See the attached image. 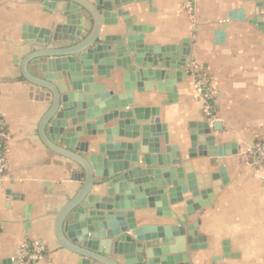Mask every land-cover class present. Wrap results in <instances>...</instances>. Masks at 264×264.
<instances>
[{"label": "crops", "instance_id": "crops-1", "mask_svg": "<svg viewBox=\"0 0 264 264\" xmlns=\"http://www.w3.org/2000/svg\"><path fill=\"white\" fill-rule=\"evenodd\" d=\"M108 1L113 5L109 14L115 18L101 25V37L123 36L124 21L129 20L131 26L143 25L151 30L142 33L144 46L169 48L168 56H184L185 48L190 51L184 56L186 67L179 70L187 76L176 83L172 102L165 104L167 94L159 93L156 86L143 92L136 88L130 91L137 106L159 108L169 146L179 149L181 160L174 166V185L167 187L171 212L179 218L185 214L187 200L199 197L200 191L211 192V200L203 206L199 203L200 209L186 221L187 225L197 222V234L206 246L198 251L187 248L189 263L211 264L213 257H223V244L227 243L233 258H221L214 264H264V171L256 170L247 156V150L255 144H264V31L251 24L255 17L264 22V2L194 0L197 11L191 16L183 7L184 0H134L120 6H115L116 0ZM54 5L51 8L52 3L43 0H0V116L7 132V171L0 182V264H25L17 258V252L31 241L41 242L46 253L29 264H83L79 256L60 246L55 234L56 216L78 192L82 173L76 164L42 143L39 124L49 107V97L22 76L25 56L39 48L36 41L40 31L52 34L58 28L56 34L78 40L76 27L64 25L59 18L65 3ZM89 27L85 25L86 30ZM59 43L69 44L64 39ZM116 67L108 80L94 71L93 86L125 93L121 75L126 71ZM27 70L42 77L33 63ZM175 72L170 70L172 75ZM198 82L212 93L208 102L212 118L205 114V101L196 93ZM205 121L219 124L220 130L210 135L217 155L189 158V124ZM115 124L114 120L105 127ZM103 139L104 135L82 140L93 144L104 143ZM140 141L141 135L135 139L114 138L113 144ZM159 144L162 152V138ZM202 148V152L208 151L205 145ZM137 156H143L140 149ZM221 169L224 177L219 176ZM125 212H133L137 228L176 225L146 207Z\"/></svg>", "mask_w": 264, "mask_h": 264}, {"label": "water", "instance_id": "water-1", "mask_svg": "<svg viewBox=\"0 0 264 264\" xmlns=\"http://www.w3.org/2000/svg\"><path fill=\"white\" fill-rule=\"evenodd\" d=\"M43 1L52 3L51 8L57 2L65 3L59 18L64 25L76 27L78 39L56 34L58 28L52 34L42 30L36 41L39 48L28 53L22 62L24 80L45 90L49 97V107L39 124L42 143L54 154L76 164L82 173L78 192L56 216L55 234L60 246L79 256L83 264H190L187 248L198 251L206 246L204 238L197 234V222L187 225L186 221L203 202L211 200V192L200 191L199 197L187 200L181 217L171 212L167 187L174 185V166L181 160L179 149L169 146L167 127L158 117L159 108L137 106L130 92L156 86L159 93L167 94L165 104L172 102L176 83L187 76L179 70L186 67L184 56L190 51L185 48L183 57L168 56L169 48L155 50L144 46L142 33L151 30L143 25L131 26L126 19L123 36L101 37V25L115 18L109 14L113 5L108 0ZM132 1L116 0L114 4ZM260 2L263 4L264 0ZM251 24L264 31L261 17L253 18ZM62 39L69 44L60 45ZM113 59L116 68L126 71L121 75L126 91L122 94L107 91L103 85L93 86L94 71L98 77L110 79V71L115 68ZM29 63L36 65L42 77L29 73ZM170 70L176 72L172 75ZM114 120V126L105 127ZM219 130L218 123L189 124L188 157L216 156L217 147L210 135ZM101 135L104 143L82 140ZM139 135L140 143L113 144L114 138L135 139ZM203 145L208 151L202 152ZM139 149L141 158L137 156ZM138 164L145 167L139 168ZM224 175L221 169L219 176ZM93 188H97L96 194H92ZM145 207L155 210L157 217L174 220L176 225L137 228L133 212L125 211ZM223 246L221 258H233L227 243ZM221 258L213 257L211 264Z\"/></svg>", "mask_w": 264, "mask_h": 264}, {"label": "built area", "instance_id": "built-area-1", "mask_svg": "<svg viewBox=\"0 0 264 264\" xmlns=\"http://www.w3.org/2000/svg\"><path fill=\"white\" fill-rule=\"evenodd\" d=\"M183 7L186 13L194 16L196 14V3L194 0H184ZM196 93L205 101L204 112L207 116L212 118L211 108L208 104L212 97V93L207 91L203 83L198 82ZM7 137L5 124L0 116V182L6 176V160L4 153V143ZM247 156L253 160V165L256 170L264 171V144H255L253 148L247 150ZM46 253L45 246L39 241L27 242L18 249L17 258L25 264L35 263L40 260Z\"/></svg>", "mask_w": 264, "mask_h": 264}]
</instances>
